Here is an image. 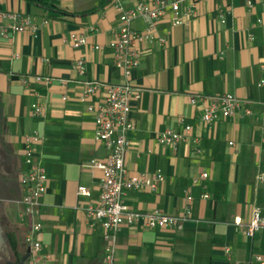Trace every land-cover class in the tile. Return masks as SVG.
Here are the masks:
<instances>
[{
    "label": "crops",
    "instance_id": "obj_1",
    "mask_svg": "<svg viewBox=\"0 0 264 264\" xmlns=\"http://www.w3.org/2000/svg\"><path fill=\"white\" fill-rule=\"evenodd\" d=\"M57 1L68 16L54 18L23 0H0V10L24 13L38 26L36 32L0 38V150L9 167L0 216L18 239L20 252L29 251L19 175L25 169L24 138L37 132L44 137L40 152L48 175L37 236L43 253L50 256L45 264H108L104 229L86 213L101 194L102 171L91 162L109 154L95 140V116L87 105L101 101L104 89L90 102L79 98L82 81H123L110 48L119 13L112 0ZM122 1L132 7L137 0ZM198 12L196 17L185 16L180 26L161 22L163 46L148 41L140 45L134 84L141 98L132 104V144L125 162L130 174L160 171L165 176L157 191L127 193L124 201L130 208L180 216L191 197V216L182 230L122 226L114 264H263L256 258L264 261V228L251 237L236 229L235 219L249 224L256 207L264 216V183L258 180L264 173V85L259 86L264 80V0H206ZM133 28L144 31L146 21L135 20ZM73 33L86 34L89 45L74 48ZM94 45L101 49L93 51ZM79 58L87 61L84 76L75 67ZM34 76L55 81L37 83ZM24 77L29 84L23 83ZM61 79L72 82L63 86ZM227 93L253 114L208 126L201 120L206 107ZM36 101L45 105L44 117L32 115ZM182 121L193 126L199 143L189 138L177 151L159 144V134L180 129ZM80 186L89 188L92 196H79Z\"/></svg>",
    "mask_w": 264,
    "mask_h": 264
},
{
    "label": "built area",
    "instance_id": "obj_2",
    "mask_svg": "<svg viewBox=\"0 0 264 264\" xmlns=\"http://www.w3.org/2000/svg\"><path fill=\"white\" fill-rule=\"evenodd\" d=\"M206 0H137L135 5L127 7L122 0H112L114 8L119 13V27L115 39L110 43L114 52V65L122 73L123 81L116 84H105L97 80L82 81L84 91L80 96L83 103L90 102L98 90L103 87L104 94L101 101L89 103L87 111L95 116V140L105 145L109 154L104 160H93L91 166L102 171L101 194L99 198L86 207L87 216L101 223L104 229L106 241V262L114 264V256L117 245V235L122 226L142 224L149 229L182 230L184 223L191 216V197H187V206L182 215L173 216L159 211L148 212L133 210L125 203L124 197L129 192L135 191H157L165 176L160 172L154 175L147 173L130 174L126 168V154L132 144L129 133L133 130L130 118L132 104L141 98V89L134 84L135 72L141 65L142 52L140 45L144 41L164 45L166 38L158 33L159 24L168 21L171 26L176 27L184 24L185 16H198V6ZM249 7L252 3L249 2ZM139 18L146 21L144 31L133 28V22ZM38 26L27 15L17 11L0 10V38L12 39L14 35L26 31L36 32ZM253 35L250 38L253 39ZM71 45L81 49L89 45V37L83 33L71 35ZM92 50H99V45L91 46ZM18 57V56H17ZM75 67L81 76L87 73L86 58H79ZM264 72V66L262 67ZM34 82L51 84L55 81L51 77L34 76ZM24 84H29V77L22 78ZM63 86H67L71 80H59ZM264 85L261 80L259 86ZM67 100V96H63ZM192 104L196 99L192 98ZM32 115L44 117L46 107L39 101L32 104ZM253 111L246 108L244 103L234 94H223L214 104L208 105L201 120L208 126H212L220 119L235 118L237 115L251 116ZM180 129L168 128L158 136L159 144L179 150L180 146L192 138L197 145L199 139L193 136V126L184 124ZM264 133V128H263ZM44 137L34 132L24 138L23 156L25 169L19 175V182L24 187L25 193L21 203L25 207V214L28 217L29 229L25 237V244L29 250L30 264H45L50 256L43 253L42 244L37 238L42 230L41 198L46 194L48 175L44 166L40 147ZM233 145V143H230ZM197 153L201 149L195 148ZM208 174H202L206 179ZM260 183H264V173L258 177ZM78 195L91 197L92 192L85 186L78 188ZM206 198L208 196H205ZM235 226L253 237L256 232L264 228L263 210L256 207L249 224L244 225L241 217L235 219ZM229 251V250H228ZM257 261L264 264L261 257Z\"/></svg>",
    "mask_w": 264,
    "mask_h": 264
},
{
    "label": "trees",
    "instance_id": "obj_3",
    "mask_svg": "<svg viewBox=\"0 0 264 264\" xmlns=\"http://www.w3.org/2000/svg\"><path fill=\"white\" fill-rule=\"evenodd\" d=\"M23 1H25L30 5L38 7L44 10L45 12L51 13L54 18L68 16V14L59 7V2L57 0H23ZM96 9L97 8L88 10L86 12H82L79 15L91 14L94 11H96ZM8 244L10 246V249L14 257L16 258V261L17 262L21 261L24 255L22 252H20L18 239L12 233H8Z\"/></svg>",
    "mask_w": 264,
    "mask_h": 264
},
{
    "label": "flooded vegetation",
    "instance_id": "obj_4",
    "mask_svg": "<svg viewBox=\"0 0 264 264\" xmlns=\"http://www.w3.org/2000/svg\"><path fill=\"white\" fill-rule=\"evenodd\" d=\"M9 171V167H8V163L6 162L5 159H3V156L1 154V150H0V199L3 196V194L5 193L4 191V184H5V180L7 179V174ZM0 224L2 225L5 235L8 239V230L5 224V221L3 220V218L0 216ZM9 246V244H8ZM10 248V246H9ZM11 251V249H10ZM29 254V251H24L23 255L26 256ZM18 263L16 261V258L14 257L12 251H11V256L10 257H6L3 254H0V264H16Z\"/></svg>",
    "mask_w": 264,
    "mask_h": 264
},
{
    "label": "water",
    "instance_id": "obj_5",
    "mask_svg": "<svg viewBox=\"0 0 264 264\" xmlns=\"http://www.w3.org/2000/svg\"><path fill=\"white\" fill-rule=\"evenodd\" d=\"M0 254H3L6 257L11 256V251L8 246V239L5 235L4 229L0 224ZM30 254L24 256L21 261L16 264H25L29 260Z\"/></svg>",
    "mask_w": 264,
    "mask_h": 264
},
{
    "label": "rangeland",
    "instance_id": "obj_6",
    "mask_svg": "<svg viewBox=\"0 0 264 264\" xmlns=\"http://www.w3.org/2000/svg\"><path fill=\"white\" fill-rule=\"evenodd\" d=\"M25 264H29V262H26Z\"/></svg>",
    "mask_w": 264,
    "mask_h": 264
}]
</instances>
